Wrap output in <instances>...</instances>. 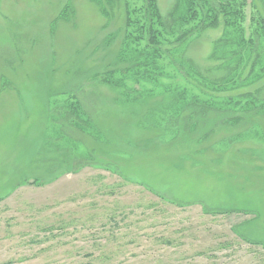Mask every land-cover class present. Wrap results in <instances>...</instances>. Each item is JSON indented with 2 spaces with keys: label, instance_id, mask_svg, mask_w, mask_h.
Listing matches in <instances>:
<instances>
[{
  "label": "rangeland",
  "instance_id": "374dc122",
  "mask_svg": "<svg viewBox=\"0 0 264 264\" xmlns=\"http://www.w3.org/2000/svg\"><path fill=\"white\" fill-rule=\"evenodd\" d=\"M126 1L0 0V264H264V80L222 27L151 61Z\"/></svg>",
  "mask_w": 264,
  "mask_h": 264
},
{
  "label": "trees",
  "instance_id": "16d2710c",
  "mask_svg": "<svg viewBox=\"0 0 264 264\" xmlns=\"http://www.w3.org/2000/svg\"><path fill=\"white\" fill-rule=\"evenodd\" d=\"M92 1L99 6L102 13H107L104 0ZM256 1L264 5V0H177L173 10L164 17L157 0H135V5L127 0L124 5L126 38L129 44L142 46L145 51L142 55L156 63L155 56L164 57L163 55L201 36L207 30L222 27L223 37L216 43L212 57L215 60H224L219 65L220 68L233 59L237 60L233 68L232 66L227 68L226 76L222 80L224 82L230 80L233 71L236 73L240 70L243 77L245 71L250 69L252 79H239L238 83L232 84L229 91L243 89L264 80V17L259 13L254 14L249 36L246 35L244 27L249 2L253 4ZM64 11L70 12L71 7L67 6ZM64 15L62 13L60 18L62 19ZM170 45L175 46L171 51L166 49ZM187 63L189 64L188 61ZM197 73L201 74L199 71ZM220 86H223V82ZM261 93L262 90H257L256 95L247 93L241 96L242 99L244 97L257 100ZM261 106L263 107L264 103ZM192 107V103L188 105V109ZM156 195L164 201L168 200Z\"/></svg>",
  "mask_w": 264,
  "mask_h": 264
}]
</instances>
